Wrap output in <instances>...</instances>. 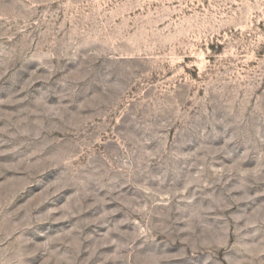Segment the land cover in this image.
Wrapping results in <instances>:
<instances>
[{
  "label": "rangeland",
  "instance_id": "obj_1",
  "mask_svg": "<svg viewBox=\"0 0 264 264\" xmlns=\"http://www.w3.org/2000/svg\"><path fill=\"white\" fill-rule=\"evenodd\" d=\"M0 264H264V0H0Z\"/></svg>",
  "mask_w": 264,
  "mask_h": 264
}]
</instances>
